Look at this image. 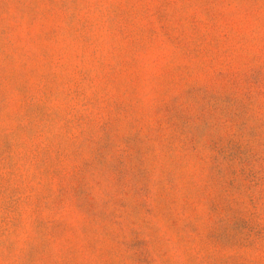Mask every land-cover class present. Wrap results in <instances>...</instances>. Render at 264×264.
<instances>
[{"label":"rangeland","instance_id":"374dc122","mask_svg":"<svg viewBox=\"0 0 264 264\" xmlns=\"http://www.w3.org/2000/svg\"><path fill=\"white\" fill-rule=\"evenodd\" d=\"M0 264H264V0H0Z\"/></svg>","mask_w":264,"mask_h":264}]
</instances>
